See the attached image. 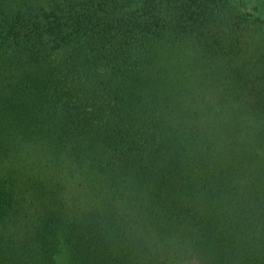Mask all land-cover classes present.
<instances>
[{
	"label": "trees",
	"instance_id": "trees-1",
	"mask_svg": "<svg viewBox=\"0 0 264 264\" xmlns=\"http://www.w3.org/2000/svg\"><path fill=\"white\" fill-rule=\"evenodd\" d=\"M0 264H264V0H0Z\"/></svg>",
	"mask_w": 264,
	"mask_h": 264
},
{
	"label": "rangeland",
	"instance_id": "rangeland-1",
	"mask_svg": "<svg viewBox=\"0 0 264 264\" xmlns=\"http://www.w3.org/2000/svg\"><path fill=\"white\" fill-rule=\"evenodd\" d=\"M252 1L254 2V0H252ZM178 49H183V50H185L186 52L188 51V50L184 47L183 44H179V45H178Z\"/></svg>",
	"mask_w": 264,
	"mask_h": 264
}]
</instances>
